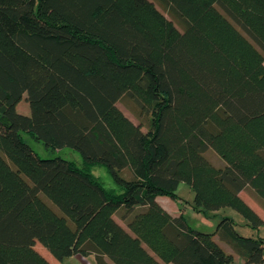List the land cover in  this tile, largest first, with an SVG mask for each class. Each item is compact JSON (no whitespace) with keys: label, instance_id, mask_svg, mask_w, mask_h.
Here are the masks:
<instances>
[{"label":"trees","instance_id":"16d2710c","mask_svg":"<svg viewBox=\"0 0 264 264\" xmlns=\"http://www.w3.org/2000/svg\"><path fill=\"white\" fill-rule=\"evenodd\" d=\"M181 182L197 211L264 221L240 196L264 207V0H0V264H53L37 242L61 264H235L214 234L264 264L231 217L211 233L165 209Z\"/></svg>","mask_w":264,"mask_h":264},{"label":"rangeland","instance_id":"374dc122","mask_svg":"<svg viewBox=\"0 0 264 264\" xmlns=\"http://www.w3.org/2000/svg\"><path fill=\"white\" fill-rule=\"evenodd\" d=\"M157 7L162 10L158 5ZM164 14L168 16V14L162 10ZM178 27V25L176 24ZM180 28V27H178ZM27 94L24 92L19 102L16 104V110L19 113L29 115L30 107L26 98ZM117 106L135 123L138 120L132 114V112L123 104V102L118 101ZM23 140L41 157H50L53 155H60L66 159H70L75 161L77 164H82V157L80 153L70 147H63L55 152L47 150L44 144L41 141H37L32 138L27 132L20 131ZM206 156L214 163L220 164L221 160L219 156L210 148L206 150ZM92 172L103 182L106 187H114L112 183V179L110 178L107 169L104 166H95L92 169ZM177 197H169L166 195H161L159 197V201L169 210L179 213L180 211L184 212L187 223L200 231L204 232H215L218 222L222 217L227 216L231 217L233 222L235 223V229L237 232L243 236L248 237H263L264 238V221L258 227L252 226L248 220L243 217L239 212L231 207H224L216 211H197L192 206V201L194 197V191L192 188L184 182H181L176 190ZM41 196L49 202L46 197L41 194ZM240 196L244 199V201L249 204L264 220V207H262L256 198L253 196L251 190L244 189L240 192ZM214 238L219 242V244L226 250L230 251L233 254L235 264H242L243 258L227 243L222 241L217 234H214ZM35 248L43 254L46 258L50 260L51 263H57L58 261L50 254V252L44 248L40 243H36ZM109 263L113 264L111 260ZM63 264H83L77 258L70 256L67 257ZM94 264V263H93Z\"/></svg>","mask_w":264,"mask_h":264},{"label":"crops","instance_id":"0c3cea01","mask_svg":"<svg viewBox=\"0 0 264 264\" xmlns=\"http://www.w3.org/2000/svg\"><path fill=\"white\" fill-rule=\"evenodd\" d=\"M159 197L160 196H157V200L159 201ZM160 202V201H159ZM160 204L165 208V209H167L170 213H172V214H177V213H175V212H173V211H171V210H169V208H167V206H165V204L163 203H161L160 202ZM121 222V221H120ZM122 223V222H121ZM73 257H75V258H77L80 262H82L83 264H93L94 263V259H93V256L92 255H88V256H80V255H73ZM66 260V259H65ZM65 260L63 261V262H65ZM109 260L110 259H108V258H106V261H107V264H111V263H109ZM54 264H61V262H57V263H54ZM113 264H115V263H113Z\"/></svg>","mask_w":264,"mask_h":264}]
</instances>
